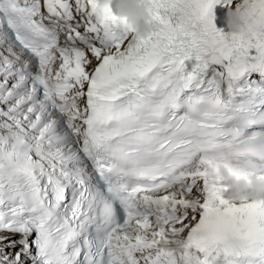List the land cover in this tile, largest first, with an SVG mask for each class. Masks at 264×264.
Returning <instances> with one entry per match:
<instances>
[{
    "label": "snow or ice",
    "instance_id": "obj_1",
    "mask_svg": "<svg viewBox=\"0 0 264 264\" xmlns=\"http://www.w3.org/2000/svg\"><path fill=\"white\" fill-rule=\"evenodd\" d=\"M143 6L0 0V264H264V199L204 164L264 179V0Z\"/></svg>",
    "mask_w": 264,
    "mask_h": 264
},
{
    "label": "clouds",
    "instance_id": "obj_2",
    "mask_svg": "<svg viewBox=\"0 0 264 264\" xmlns=\"http://www.w3.org/2000/svg\"><path fill=\"white\" fill-rule=\"evenodd\" d=\"M114 7L115 13L126 18L128 26L134 29L137 34L144 35L151 31L152 24L148 10L143 6L144 0H108ZM225 25L233 32H245V22L241 15L235 10H228L225 13ZM206 171L211 179L221 177L229 191V198L234 201L264 199V179L258 178L252 172H248L246 178H237L228 171L224 163L215 160L204 161ZM176 240L177 243H170ZM159 250L171 255L178 256L182 250V242L178 237H170L160 241Z\"/></svg>",
    "mask_w": 264,
    "mask_h": 264
},
{
    "label": "bare ground",
    "instance_id": "obj_3",
    "mask_svg": "<svg viewBox=\"0 0 264 264\" xmlns=\"http://www.w3.org/2000/svg\"><path fill=\"white\" fill-rule=\"evenodd\" d=\"M3 48H4V46L0 45V51H3ZM13 50H14V49H13ZM14 51H15V50H14ZM93 63H95V61H94ZM0 235H5V234L0 233Z\"/></svg>",
    "mask_w": 264,
    "mask_h": 264
}]
</instances>
